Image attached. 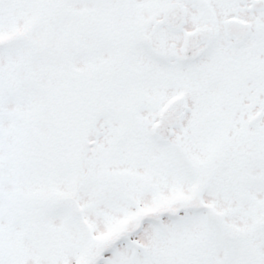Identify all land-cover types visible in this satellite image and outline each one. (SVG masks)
Masks as SVG:
<instances>
[{
  "label": "snow or ice",
  "instance_id": "1",
  "mask_svg": "<svg viewBox=\"0 0 264 264\" xmlns=\"http://www.w3.org/2000/svg\"><path fill=\"white\" fill-rule=\"evenodd\" d=\"M0 264H264V0H0Z\"/></svg>",
  "mask_w": 264,
  "mask_h": 264
}]
</instances>
